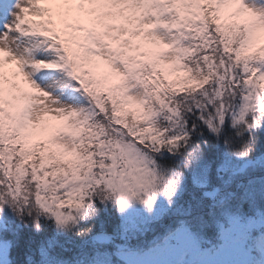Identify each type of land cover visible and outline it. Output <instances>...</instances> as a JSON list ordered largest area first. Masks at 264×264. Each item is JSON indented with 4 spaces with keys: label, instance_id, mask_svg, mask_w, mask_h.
<instances>
[{
    "label": "snow or ice",
    "instance_id": "1",
    "mask_svg": "<svg viewBox=\"0 0 264 264\" xmlns=\"http://www.w3.org/2000/svg\"><path fill=\"white\" fill-rule=\"evenodd\" d=\"M262 134L264 0H0V264H264Z\"/></svg>",
    "mask_w": 264,
    "mask_h": 264
},
{
    "label": "trees",
    "instance_id": "2",
    "mask_svg": "<svg viewBox=\"0 0 264 264\" xmlns=\"http://www.w3.org/2000/svg\"><path fill=\"white\" fill-rule=\"evenodd\" d=\"M128 120H131L132 117L131 116H128L127 117ZM260 148L262 151H264V134H262V139H261V144H260ZM187 198V197H186ZM113 219H115V214L113 213ZM162 224H167L168 221L165 219L161 222ZM157 230L159 231V226H157ZM210 234V233H209ZM152 233H149L147 236L145 237H142L143 240H149L151 237H152ZM13 256L14 258L16 259V264H21V261H22V257L21 256H18L17 255V251L14 250L13 251Z\"/></svg>",
    "mask_w": 264,
    "mask_h": 264
},
{
    "label": "rangeland",
    "instance_id": "3",
    "mask_svg": "<svg viewBox=\"0 0 264 264\" xmlns=\"http://www.w3.org/2000/svg\"><path fill=\"white\" fill-rule=\"evenodd\" d=\"M151 238H152V237H151ZM151 238H150V239H151ZM150 239H149V240H150Z\"/></svg>",
    "mask_w": 264,
    "mask_h": 264
}]
</instances>
